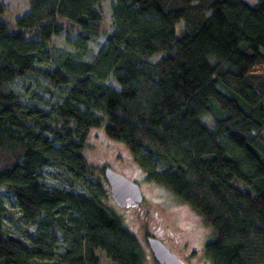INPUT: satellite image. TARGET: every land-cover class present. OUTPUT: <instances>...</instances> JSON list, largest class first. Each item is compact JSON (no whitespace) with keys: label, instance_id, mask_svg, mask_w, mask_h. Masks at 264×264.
<instances>
[{"label":"trees","instance_id":"16d2710c","mask_svg":"<svg viewBox=\"0 0 264 264\" xmlns=\"http://www.w3.org/2000/svg\"><path fill=\"white\" fill-rule=\"evenodd\" d=\"M103 1L29 0L11 31L0 0V264H100L98 250L143 264L137 236L105 203L106 166L83 152L100 127L211 227V264H264V0H114L91 60L69 54L39 69L64 18L79 28L68 43L87 51ZM33 71L58 91L32 96L47 108L11 88ZM4 194L35 226L26 238L5 227Z\"/></svg>","mask_w":264,"mask_h":264},{"label":"rangeland","instance_id":"374dc122","mask_svg":"<svg viewBox=\"0 0 264 264\" xmlns=\"http://www.w3.org/2000/svg\"><path fill=\"white\" fill-rule=\"evenodd\" d=\"M3 1L6 5L3 18L9 24L10 30L16 31L18 28L16 19L29 10V0ZM113 1L104 0L100 4L104 14L102 32L91 40L84 54H76L75 47L68 43L67 38L77 37L79 28L64 18L62 22L67 26V29L62 34L55 35L49 45L52 61L38 64L37 67L43 70L52 69L69 54L76 55L79 60H91L106 41L107 34L112 30L111 6ZM248 1L253 3L255 0ZM108 81L117 86L113 77ZM11 88L21 95L23 101H31L32 96L37 93L42 95L45 101H55L59 98L58 91L50 90L49 81L37 71L17 78L11 84ZM34 102L39 103L38 101ZM41 105L47 108L46 105ZM212 118L211 115L204 116V120L208 123H211ZM83 152L90 164L98 167L109 166L141 185L144 201L141 204L130 203L127 207H122L112 197L109 184L105 183L108 191L105 203L121 217L124 225L137 236L143 248V264H159L148 245L146 238L149 235L161 238L185 264H211V260L204 253L206 242L213 236L211 227L189 205L179 200L167 188L148 181L145 172L133 161L130 151L124 143L109 138L104 127L93 128L89 133L87 146ZM46 171L50 184H60L55 167H49ZM97 177H102L103 181H106L104 174L100 171L97 172ZM3 200L10 211L4 218L5 227L13 234L26 238L35 230V226L26 224L20 219V212L13 197L4 194ZM59 235L61 234L59 233ZM62 250L63 247L59 249V251ZM97 254L100 257V264H116L102 250H98ZM49 264L60 263L56 260Z\"/></svg>","mask_w":264,"mask_h":264},{"label":"water","instance_id":"95a60500","mask_svg":"<svg viewBox=\"0 0 264 264\" xmlns=\"http://www.w3.org/2000/svg\"><path fill=\"white\" fill-rule=\"evenodd\" d=\"M104 176L111 188L112 197L120 206L141 204L144 201L141 185L137 181L109 166L106 167ZM146 239L159 264H184L160 238L149 235Z\"/></svg>","mask_w":264,"mask_h":264},{"label":"flooded vegetation","instance_id":"af4514ba","mask_svg":"<svg viewBox=\"0 0 264 264\" xmlns=\"http://www.w3.org/2000/svg\"><path fill=\"white\" fill-rule=\"evenodd\" d=\"M106 167H107V166H106ZM129 204H130V203H129ZM129 204H128V205H129ZM128 205H127V206H128ZM127 206H126V207H127ZM148 235H149V234H148ZM153 236H155V235H153ZM147 237H148V236H147ZM155 237H156V236H155ZM158 238H159V237H158ZM160 239H161V238H160ZM161 240H162V239H161ZM162 241H163V240H162ZM163 242H164V241H163ZM179 259H180V258H179ZM180 260H181V259H180ZM181 261H182V260H181ZM182 262H183V261H182ZM183 263H184V262H183ZM184 264H185V263H184Z\"/></svg>","mask_w":264,"mask_h":264}]
</instances>
